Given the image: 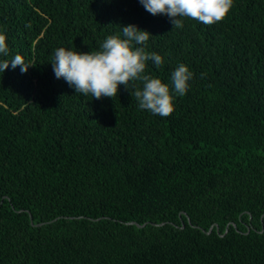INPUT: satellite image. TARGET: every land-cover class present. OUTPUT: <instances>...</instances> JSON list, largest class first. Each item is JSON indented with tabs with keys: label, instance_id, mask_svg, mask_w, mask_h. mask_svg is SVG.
I'll return each instance as SVG.
<instances>
[{
	"label": "trees",
	"instance_id": "1",
	"mask_svg": "<svg viewBox=\"0 0 264 264\" xmlns=\"http://www.w3.org/2000/svg\"><path fill=\"white\" fill-rule=\"evenodd\" d=\"M182 22L139 0H0V60L31 64L0 73V264H264V0ZM127 25L164 58L145 74L193 73L166 118L131 84L97 100L54 75L56 49Z\"/></svg>",
	"mask_w": 264,
	"mask_h": 264
},
{
	"label": "clouds",
	"instance_id": "2",
	"mask_svg": "<svg viewBox=\"0 0 264 264\" xmlns=\"http://www.w3.org/2000/svg\"><path fill=\"white\" fill-rule=\"evenodd\" d=\"M144 9L155 15H166L173 28H182V18H188L206 26L222 22L233 7V0H139ZM120 35H109L96 52H79L63 47L55 50L51 62L54 75L75 89L83 96L91 95L99 100L102 97L113 98L118 95L120 85L129 91L134 88L138 106L153 115L162 118L175 111L173 103L176 96H184L190 88L189 81L193 73L184 64L178 65L171 73V88L161 79L145 74L147 62L156 68L164 64V58L147 52L146 45L151 34L140 30L135 25L120 27ZM7 37L0 32V56L9 55ZM11 65L12 69L20 66L22 73L27 72L31 64L23 57L15 55L11 60H0V73ZM139 81L142 87L136 86Z\"/></svg>",
	"mask_w": 264,
	"mask_h": 264
},
{
	"label": "water",
	"instance_id": "3",
	"mask_svg": "<svg viewBox=\"0 0 264 264\" xmlns=\"http://www.w3.org/2000/svg\"><path fill=\"white\" fill-rule=\"evenodd\" d=\"M183 214L185 215V213H183ZM187 220H188V223L190 224V220H189V219H187ZM128 224H129V225H134V226H136L137 228H143L147 223H144V224H142V225H139V224L134 223V222H129ZM40 225H42V224H38V225H36V226H40ZM151 225H153V226H162L163 223H161V224H156V225L153 224V223H151ZM182 227H183V225H182ZM211 229H212V228L210 227L208 231H204V230H202V232L208 234V233L211 232Z\"/></svg>",
	"mask_w": 264,
	"mask_h": 264
}]
</instances>
